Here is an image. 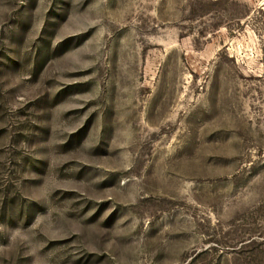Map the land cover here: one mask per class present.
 Wrapping results in <instances>:
<instances>
[{"label": "rangeland", "instance_id": "rangeland-1", "mask_svg": "<svg viewBox=\"0 0 264 264\" xmlns=\"http://www.w3.org/2000/svg\"><path fill=\"white\" fill-rule=\"evenodd\" d=\"M0 264H264V0H0Z\"/></svg>", "mask_w": 264, "mask_h": 264}]
</instances>
